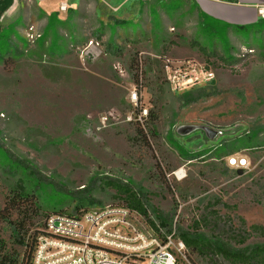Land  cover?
<instances>
[{
  "label": "rangeland",
  "instance_id": "1",
  "mask_svg": "<svg viewBox=\"0 0 264 264\" xmlns=\"http://www.w3.org/2000/svg\"><path fill=\"white\" fill-rule=\"evenodd\" d=\"M54 11L18 0L0 17V208L21 184L35 193L33 233L73 212L68 192L123 205L103 184L117 180L146 195L156 221L172 216L176 233L264 244L250 229L264 228V20L226 24L196 0H70ZM28 23L42 34L35 43ZM202 68L213 80L173 90L177 71ZM139 109L145 121L129 122ZM0 234L23 254L3 221ZM189 251L195 264H228Z\"/></svg>",
  "mask_w": 264,
  "mask_h": 264
},
{
  "label": "built area",
  "instance_id": "2",
  "mask_svg": "<svg viewBox=\"0 0 264 264\" xmlns=\"http://www.w3.org/2000/svg\"><path fill=\"white\" fill-rule=\"evenodd\" d=\"M67 4L61 10L66 11ZM264 17V7L259 9ZM23 36L35 43L42 34L34 23L25 26ZM174 91H183L201 80L211 81L213 71H177ZM131 101L137 106L138 93ZM148 110L139 109L127 120L143 123ZM248 167L247 159H231ZM155 220L153 217H151ZM159 232L150 228L145 217L127 205L97 204L81 214L55 212L47 216L38 236L31 264H195L185 242L175 231L167 232L155 220Z\"/></svg>",
  "mask_w": 264,
  "mask_h": 264
},
{
  "label": "trees",
  "instance_id": "3",
  "mask_svg": "<svg viewBox=\"0 0 264 264\" xmlns=\"http://www.w3.org/2000/svg\"><path fill=\"white\" fill-rule=\"evenodd\" d=\"M15 1L16 0H0V17L13 6ZM201 51L207 56L216 54L214 51H207L204 47H201ZM34 173L38 176L37 171H34ZM103 184L116 190L117 196L124 202L123 205H127L131 209L141 213L145 217L146 223L150 228L156 232L160 231L155 220L150 216L147 203L148 200L145 194H140L130 185L117 180H105ZM92 192V189L79 192H68L67 195L71 197L75 204L73 212L69 213L81 214L90 207L100 204V201L92 198ZM14 194L15 195L6 203L4 208H0V221L10 226L14 242L20 247H23L24 252L23 254H19L9 249L7 242L0 234V264H31L37 238L43 230L38 229L31 233L32 219L30 218L31 215H29V212L31 211L37 214L41 208L38 205L37 195L35 193H28L27 189L22 184ZM14 214H16V218H14ZM156 217L159 220V222H157L161 228L165 229L167 232H172L174 230V218L172 216H165L157 213ZM203 220L205 221V218H203ZM200 222L201 221L196 222L197 227H199ZM176 229L178 236L185 242L187 247L193 253H197L202 257L209 258L210 260L221 257L228 262V264H264V244L235 249L225 241L214 237H208L198 232L197 229L191 230L182 227ZM250 229L252 233H264V228L262 226L252 225ZM249 236H251V233L246 229L245 233L241 235L240 242H246ZM213 264L218 263L214 261Z\"/></svg>",
  "mask_w": 264,
  "mask_h": 264
},
{
  "label": "crops",
  "instance_id": "4",
  "mask_svg": "<svg viewBox=\"0 0 264 264\" xmlns=\"http://www.w3.org/2000/svg\"><path fill=\"white\" fill-rule=\"evenodd\" d=\"M34 1L38 9L49 15L56 12L54 9L66 14L67 11H62L61 6L62 4L69 5L70 0ZM196 2L206 16L226 24L251 26L264 20V17L259 13V9L264 7V0H196ZM50 6L53 7V9H49L52 13L47 11Z\"/></svg>",
  "mask_w": 264,
  "mask_h": 264
}]
</instances>
